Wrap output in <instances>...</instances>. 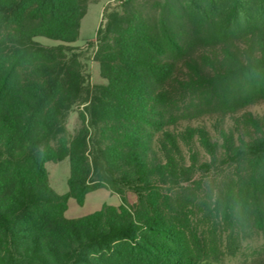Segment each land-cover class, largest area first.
Returning a JSON list of instances; mask_svg holds the SVG:
<instances>
[{"label":"trees","instance_id":"trees-1","mask_svg":"<svg viewBox=\"0 0 264 264\" xmlns=\"http://www.w3.org/2000/svg\"><path fill=\"white\" fill-rule=\"evenodd\" d=\"M164 1L105 10L94 58L107 84L90 85L69 45L89 0H0V264H224L264 232V113H230L229 126L216 113L210 128L184 116L186 97L264 71V30L184 61ZM229 13H242L240 0ZM66 157L69 190L58 194L45 163ZM101 188L120 206L65 216L69 199L82 205Z\"/></svg>","mask_w":264,"mask_h":264},{"label":"rangeland","instance_id":"rangeland-1","mask_svg":"<svg viewBox=\"0 0 264 264\" xmlns=\"http://www.w3.org/2000/svg\"><path fill=\"white\" fill-rule=\"evenodd\" d=\"M122 1L89 0L88 9L81 21L78 40L69 44L81 53L80 59L85 65L87 82L90 85L107 84L94 58L96 50L94 43L105 10L120 5ZM164 2L161 0V5ZM169 2V10L164 19L166 28L169 29L167 37L174 38L176 45L181 48V54L186 56L184 61L190 62L193 58H199L204 54V49L210 46L218 53L226 48L236 51L238 47L241 48L242 40H245L248 34L256 30H264V0H240L242 13H238L236 19L229 17L233 0H169ZM154 20L158 28L162 26L158 15ZM36 41L53 46L61 44L46 37H37ZM168 47L170 48L166 52L168 57L174 58L179 55L171 49V45ZM182 67L184 73L189 72L186 65ZM224 87L225 90H216V94L199 93L191 99L193 101L189 100L191 96L186 97L184 116L197 117L199 122H206L210 128L212 124L210 119H214L210 117L216 113H227L228 126L232 124L229 119L230 113L235 112L236 115L247 112H252L254 115L264 113V71L255 72L247 77L242 76ZM79 123L77 108H75L70 112L67 122V128L72 136ZM45 165L50 187L58 194H65L69 190V158L47 161ZM105 204L118 207L121 199L109 189L90 191L82 205L74 199H69L65 216L68 219H75L93 214L101 210ZM224 264H264V232L259 231L253 237L242 240L239 251L235 256L224 259Z\"/></svg>","mask_w":264,"mask_h":264}]
</instances>
